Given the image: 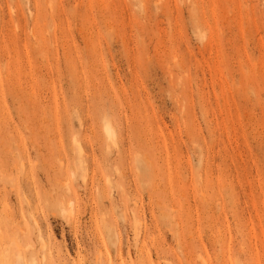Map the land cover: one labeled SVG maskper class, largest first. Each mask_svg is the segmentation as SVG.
<instances>
[{"label": "rangeland", "instance_id": "1", "mask_svg": "<svg viewBox=\"0 0 264 264\" xmlns=\"http://www.w3.org/2000/svg\"><path fill=\"white\" fill-rule=\"evenodd\" d=\"M207 258L264 264V0H0V264Z\"/></svg>", "mask_w": 264, "mask_h": 264}, {"label": "bare ground", "instance_id": "2", "mask_svg": "<svg viewBox=\"0 0 264 264\" xmlns=\"http://www.w3.org/2000/svg\"><path fill=\"white\" fill-rule=\"evenodd\" d=\"M107 129H108L109 135L111 137L114 136V130H113V128L110 125L107 126ZM220 242H221V246H222V253H221V255L223 257V252H224V249H225V238L222 235L220 237ZM205 261H206L205 263L211 264V261H210L209 258H207ZM221 264H225L223 260L221 261Z\"/></svg>", "mask_w": 264, "mask_h": 264}]
</instances>
